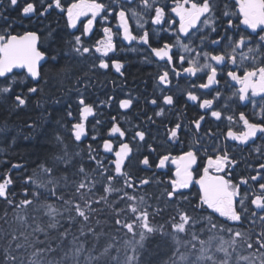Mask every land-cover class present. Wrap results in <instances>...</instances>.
<instances>
[{
    "label": "snow or ice",
    "instance_id": "obj_1",
    "mask_svg": "<svg viewBox=\"0 0 264 264\" xmlns=\"http://www.w3.org/2000/svg\"><path fill=\"white\" fill-rule=\"evenodd\" d=\"M4 2L0 0V9ZM7 4L15 8L20 0ZM6 11L0 10L5 21L0 32V105L6 102L9 111L26 108L30 98L40 94L45 63L55 66L66 60L61 71L67 72L73 61L94 57L93 71L114 69L123 75L125 61L115 54L127 51L157 66L153 95L147 100L158 108L155 116H164L176 106L173 87L180 88L181 78L189 81L183 89L185 106L192 102L202 114L189 122L196 139L187 145L181 141L183 123L166 129L167 142L182 146L175 156L157 153L148 142L149 133L139 125L131 129L129 138L130 130L116 117L111 118L106 138L91 135L85 144L86 122L95 116L96 107L78 90L74 100L78 115L70 101L57 116L45 109L50 128L31 118L19 122L23 140L43 148L44 157L23 178L22 193L13 190L10 174L0 175V200L31 228L0 236L7 240L0 247V264H25L19 254L29 248L27 264H232L234 254L236 264H264V162H248L249 174L237 182L233 173L241 160L238 148L228 143L251 144L252 151L264 158V0L234 4L229 0H72L67 6L62 0H23L21 17L42 22L52 12L66 16L65 27L75 31L66 40L59 37V53L42 50L36 30L14 34ZM82 17L88 18L86 22ZM110 18L116 21L115 31ZM97 22L103 36L89 46L84 38ZM49 35L55 39L58 33L49 29ZM48 99L53 111L63 103L62 98ZM132 105V98L119 101L122 110ZM208 116L217 122L226 120V130L209 128L201 133ZM147 120L155 122L152 117ZM10 130L7 121L0 124V143H17L20 136L9 137ZM141 148L157 153L155 160L142 155L137 162L145 170L154 168L151 176L137 177L130 170L132 157L141 155ZM169 164L175 171L165 180L159 173ZM197 167H201L198 179ZM153 184L159 192L147 193L145 187ZM194 184L199 189L192 195L186 190ZM3 220L7 223V211ZM257 221L259 232L253 231ZM245 222L250 227L241 230L238 226ZM161 246L168 253L158 259ZM240 246L253 251L241 256ZM216 253L223 256L218 259Z\"/></svg>",
    "mask_w": 264,
    "mask_h": 264
},
{
    "label": "trees",
    "instance_id": "obj_2",
    "mask_svg": "<svg viewBox=\"0 0 264 264\" xmlns=\"http://www.w3.org/2000/svg\"><path fill=\"white\" fill-rule=\"evenodd\" d=\"M63 4L67 6L72 0H62ZM23 0H20V5L15 8L8 7L7 0H5L3 8L0 10L7 9L6 15L8 17L7 23L14 25V34L15 32L22 33L24 30H36L41 34V44L42 50H55V52H60V39L63 37L65 40L69 38L68 33L72 32L71 29L65 27L66 16L58 14V12H52L42 22L37 19H29L27 17L20 16V6H22ZM5 27V21L0 19V32L3 31ZM49 29H54L58 36L54 39L49 35ZM99 37V29L96 28L94 34L90 38H84L86 44H90L92 41L96 40ZM67 63L66 60H61L60 64L53 66L51 62L45 63L42 71V79L39 88L42 89L39 95H33L26 108L19 111H9L8 104L5 102L0 105V124H3L4 121H7L9 129H11L7 135L11 137L12 135H19L15 145L9 146L8 142L0 143V175L10 174L14 184L13 190L17 193H22L23 188L26 187L24 184L23 178L26 175H29L37 168L41 160L44 157V149L36 146L33 143L23 140L22 133H20L19 122L28 120L31 118V121L39 122L46 127H51L49 123V117L45 112V109H48L49 112H52L53 116H57L62 113L64 110V104L67 102H73V114L78 115L75 107V97L77 90L83 93L86 97L87 102L92 103L96 107V114L88 123L89 130V140L85 141V144L90 142L91 135H97L98 137H107V131L112 123V117L117 118L116 110V100L115 93L117 82L115 77L108 72L93 71L91 64L86 62V59L73 61L71 63L70 71L64 72L61 71V67ZM132 62H128L127 68L128 71L125 72L126 77L123 78L122 83V92L130 94L133 91V86L137 83L136 87L139 89L144 86V83L148 84L146 80L148 73L143 67H136L132 69ZM134 72V75L130 76V72ZM80 80V83H77V80ZM134 81V82H133ZM136 81V82H135ZM135 83V84H134ZM85 86H87L85 88ZM49 97L53 98H62L63 103L61 105L55 106V111H53V106ZM148 104L146 103L145 106ZM134 113V112H133ZM132 113V115H133ZM129 114V121L131 120V114ZM151 113L152 118L155 121L153 127L149 126L147 120L148 114L143 113V122H138L142 129L147 130L149 133L148 142L153 144L157 148V153L170 152V153H180L182 146L180 144H170L166 141V137H163L162 128H159L157 125L158 121L162 120V117H157ZM134 115H136L134 113ZM157 119V120H156ZM99 120L101 123L96 125V121ZM118 120V118H117ZM123 128L129 129V138L131 136V129L134 128L131 123L127 122L126 119L123 120ZM95 125V131H93V126ZM145 125V126H143ZM185 134H181V141L184 145L189 144V140ZM71 143V142H69ZM114 143L118 141L114 140ZM141 155H134L132 157V163L129 166L130 170L137 177L151 176L153 171L145 170L142 166L138 165V160L142 158V155L150 156L151 160H155L151 153H148L146 148L140 149ZM157 153H155L157 155ZM257 157V154L255 153ZM13 163H22L25 165L24 168L14 169L11 167ZM240 167V166H239ZM159 176L165 180L171 177V174L160 172ZM147 193H158L159 189L153 184L148 185L144 189ZM192 195L198 193L196 190L188 191ZM98 193H102V189L98 187ZM21 197H17L19 199ZM5 211H7V223L4 222L3 216ZM21 215L25 213L21 212ZM27 215H32V209L29 208ZM103 215V214H100ZM165 216L168 213H164ZM222 219V218H221ZM31 231L27 225L22 224L19 219L14 215L13 209L9 208L2 200H0V236H3L7 232H15L19 235L20 232ZM75 231V229H73ZM43 238V237H41ZM206 238V237H205ZM71 237H69V240ZM7 244V240L0 239V247H4ZM91 246V245H89ZM183 251V249H182ZM32 249L29 248L27 252L23 250L19 255L27 264V261L31 258L30 254ZM168 253V249L164 246H161L160 257L158 259L164 258Z\"/></svg>",
    "mask_w": 264,
    "mask_h": 264
},
{
    "label": "flooded vegetation",
    "instance_id": "obj_3",
    "mask_svg": "<svg viewBox=\"0 0 264 264\" xmlns=\"http://www.w3.org/2000/svg\"><path fill=\"white\" fill-rule=\"evenodd\" d=\"M235 0H229V3L234 4ZM233 11L235 10L234 8L232 9ZM88 18L87 17H83L81 18L82 21L86 22ZM99 21V18H98ZM130 24L133 28V30H135V22L130 20ZM115 25H116V21L112 20L110 18V26L113 27L114 31H115ZM81 25L78 24V27H80ZM243 27V26H242ZM98 28L99 29V37L96 39H100L103 36V32H102V25L101 23L97 22L93 33L89 36V37H85V38H90L93 34L95 29ZM72 30V29H71ZM75 31V30H72ZM250 31V30H249ZM92 41L89 46L94 45L95 41ZM117 43L119 45V40H117ZM95 55H99V54H95ZM111 55V54H110ZM115 56L123 61H125V69H124V74L120 75L119 73H116L114 69L112 70H108V71H104V70H97V71H101V72H108L110 74H112L115 77V81L117 82V87H116V93H115V100H116V110H117V118H118V122L121 124V126L123 127V123H124V119H126L127 122L131 123V125L133 127H135L136 125H138V122H143V113H147L148 117H152L151 113H155L156 111H158V108L156 106H153L149 103H147V100L150 99L153 95V91H154V87H155V81L153 79V77L156 74L157 71V66L155 64L152 63H145L143 61V58L141 55L136 54V53H131V52H117L115 54ZM94 57H89L88 59H86V62L88 64H92V60ZM132 62L133 66L132 69H136V67L140 66L143 67L147 73L148 76L146 78V80L148 81L147 83H144V86L140 87L139 89H137L136 85L137 83L133 86V91H131L130 94L124 93L122 92V85L125 83H122L123 78L126 77L125 72L128 71L129 68H127L128 62ZM132 71V70H131ZM132 74L134 75V72H130V76H132ZM134 82V81H133ZM136 82V81H135ZM194 82L199 83V80H195L194 78ZM173 84H176V81H173ZM189 84L188 80H185L184 78H181L179 80V85L180 88L177 89L176 87H173V94L178 98V102L176 104V106L171 110V111H166L164 116H160L162 117L161 121H158L157 125L159 128H162L164 131H162V135L163 137H166V129L168 127H170L171 125H174L175 123H183L185 125L184 130H182L181 134H185L187 137H189L188 139L185 140H189V142L191 143L192 141H194L196 139V135L195 133H193L191 131V129L188 127L189 122L194 118L197 117L199 114H202V110H200L197 106H195L192 102H188L187 105L185 106V100H184V91L183 89L187 87V85ZM126 98H132L133 100V105L130 109L127 110H122L119 108V101L122 99H126ZM148 104L146 107L145 104ZM251 106L249 105V108ZM240 110H246V109H240ZM136 115H134V113ZM131 114V120L129 121V114ZM133 113V115H132ZM154 116V114H153ZM94 118V116L89 117L87 123L89 121ZM157 118V116H156ZM154 120V119H153ZM157 120V119H156ZM155 124L154 123H149L150 127H153ZM227 124V121H223V122H217L215 121L213 118H211L210 116L206 117L205 122L202 125V129H201V133H203L204 131H206L207 129L211 128L213 130H226L225 125ZM140 126V125H139ZM145 126V125H143ZM141 127V126H140ZM235 130H239V128L237 127ZM221 139H223V137H221ZM167 141V139H166ZM229 145L231 147L234 148H238L237 150V156L238 158L241 160V163L239 164V166L235 169V172L233 173V175L236 178V181H239L240 176H246L249 174L248 171V162L253 163L254 165L256 164L257 161L260 162H264V158H261L259 156H255V152L252 151V145L250 144L249 146L245 147V146H237L235 144V142H228ZM257 143H260L259 141ZM252 152L251 155H249V153ZM173 156L175 155H179L180 153L174 154L171 153ZM149 155V154H148ZM151 155L153 156L154 159H156V154L155 153H151ZM202 161L199 162V164L202 166ZM150 171L155 172L156 170L153 168ZM175 171V166L169 164L168 167L166 169H164L162 172L163 173H170L171 177L172 174ZM201 171V167H197L196 169V174H195V178L198 179L199 178V173ZM244 188H246L247 186H243ZM199 186L198 185H193L189 190H186L187 192L190 190H196L198 192ZM241 230H245V229H249L250 225L245 222L241 225L238 226ZM261 230V225L259 224V222L257 221V224L255 226V228L253 229V231L255 232H259ZM250 251L253 250H249L244 246H240L237 249V252L239 253V255L241 256H247L249 255ZM218 254L216 253V258H217ZM232 264H236V256L235 254L233 255V259H232ZM241 264H244L243 261H241Z\"/></svg>",
    "mask_w": 264,
    "mask_h": 264
},
{
    "label": "rangeland",
    "instance_id": "obj_4",
    "mask_svg": "<svg viewBox=\"0 0 264 264\" xmlns=\"http://www.w3.org/2000/svg\"><path fill=\"white\" fill-rule=\"evenodd\" d=\"M83 18V17H82ZM218 254V256H217V258L219 259L220 257H222L223 256V254L222 253H217Z\"/></svg>",
    "mask_w": 264,
    "mask_h": 264
},
{
    "label": "water",
    "instance_id": "obj_5",
    "mask_svg": "<svg viewBox=\"0 0 264 264\" xmlns=\"http://www.w3.org/2000/svg\"><path fill=\"white\" fill-rule=\"evenodd\" d=\"M15 72H20L21 70H14ZM0 79H2V78H0Z\"/></svg>",
    "mask_w": 264,
    "mask_h": 264
}]
</instances>
